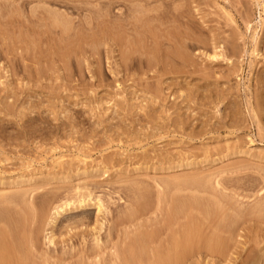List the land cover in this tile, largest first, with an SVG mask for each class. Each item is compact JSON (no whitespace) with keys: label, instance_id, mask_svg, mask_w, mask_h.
<instances>
[{"label":"rangeland","instance_id":"rangeland-1","mask_svg":"<svg viewBox=\"0 0 264 264\" xmlns=\"http://www.w3.org/2000/svg\"><path fill=\"white\" fill-rule=\"evenodd\" d=\"M47 1L0 0V234L25 264H264V0Z\"/></svg>","mask_w":264,"mask_h":264},{"label":"bare ground","instance_id":"bare-ground-1","mask_svg":"<svg viewBox=\"0 0 264 264\" xmlns=\"http://www.w3.org/2000/svg\"><path fill=\"white\" fill-rule=\"evenodd\" d=\"M41 1V0H40ZM44 1V0H43ZM56 1V0H55ZM54 1V2H55ZM60 1V0H59ZM84 1V0H83ZM46 2H49V1H47L46 0ZM57 2V1H56ZM55 2V3H56ZM62 2H64V1H62ZM85 2H86V0H85ZM87 2H88V0H87ZM113 2H116V1H113ZM112 2V3H113ZM118 2H120V1H118ZM61 3V2H60ZM82 3H84V2H82ZM108 3V1L107 2H100V5L102 4H107ZM117 3V2H116ZM58 4V3H57ZM114 5H115V3H113ZM120 4H121V2H120ZM120 4H117V5H120ZM108 5H109V3H108ZM116 5V6H117ZM110 6H112V4H110ZM110 6H108V7H110ZM39 7V6H38ZM44 7V6H43ZM43 7H41V8H37L38 10H40V9H42ZM113 7V6H112ZM139 7H140V5H139ZM44 8H46V7H44ZM43 8V9H44ZM141 8V7H140ZM36 9V8H35ZM34 9V10H35ZM143 9V8H142ZM34 10H32L33 12H35ZM37 10V13H39V11ZM45 10V9H44ZM31 11V13H33ZM45 11H47V9L45 10ZM48 11H50L49 9H48ZM40 12L42 13V11L40 10ZM138 12H139V10H138ZM142 12V14H143V12L144 11H141ZM31 13H30V15H31ZM47 13V12H46ZM49 14H50V17H54L55 15H56V11L54 12V13H52V15H51V13L50 12H48ZM48 13L45 15V13L43 12V14L45 15V16H47L48 15ZM146 13V12H145ZM141 14V13H140ZM141 14V15H142ZM152 14V13H151ZM34 15H36V12L34 13ZM33 14H32V16H34ZM42 15V14H41ZM117 15V14H116ZM144 15V14H143ZM142 15V16H143ZM37 17H38V14L36 15ZM43 16V15H42ZM44 16V17H45ZM57 19H55V18H53V19H55V20H53V19H51V23H52V20H53V22L54 21H57V20H59V22H62V21H60V16H58V13H57ZM55 16V17H56ZM140 16V15H139ZM117 17V16H116ZM146 17V16H145ZM157 17V16H156ZM33 17H30L29 19H32ZM39 18H41L40 16H39ZM39 18H38V20H39ZM46 18V17H45ZM49 18V16L47 17V19ZM119 18V17H118ZM122 18V17H121ZM136 18H138V16H136ZM140 18H141V16H140ZM143 18V17H142ZM141 18V19H142ZM153 18V17H152ZM37 19V18H36ZM120 19V18H119ZM119 19H117L118 20V22H119ZM123 19V18H122ZM133 19V18H132ZM139 19V18H138ZM140 19V20H141ZM116 20V19H115ZM134 20H135V17H134ZM150 20V19H149ZM34 21V20H33ZM32 21V22H33ZM36 22H37V20H35ZM45 21V20H44ZM47 21V20H46ZM117 22V23H118ZM122 22V21H121ZM137 21H135V23H136ZM140 22V21H139ZM138 22V23H139ZM35 23V22H34ZM58 23V22H57ZM115 23V22H114ZM124 23H126V21L124 22ZM23 24H25L26 25V23H23ZM36 24V23H35ZM37 24L38 25H41V24H39L38 22H37ZM54 24H55V22H54ZM132 24H134V21L132 22ZM24 25V26H25ZM37 25V26H38ZM43 25V24H42ZM46 25H47V23H46ZM59 25V24H58ZM23 26V25H22ZM23 26V27H24ZM54 26V25H53ZM60 26L62 27L63 26V23H61L60 24ZM22 27V28H23ZM28 27V26H27ZM30 27V26H29ZM28 27V28H29ZM41 27V26H40ZM40 27H38V28H40ZM47 27H49V26H47ZM57 26H55V28H56ZM65 27V26H64ZM63 27V28H64ZM136 27V26H135ZM13 28H14V26H13ZM25 28V27H24ZM42 28H44L43 26H42ZM41 28V29H42ZM50 28H52V26L50 25ZM58 28V27H57ZM63 28H60L61 29V31H62V29ZM138 28V27H137ZM11 29V28H10ZM14 29H16V27L14 28ZM53 29V28H52ZM12 30V29H11ZM20 30V29H19ZM23 30V29H22ZM57 30V29H56ZM136 30V29H135ZM24 31H25V29L23 30V34H24ZM29 31V30H28ZM33 31V30H32ZM60 31V30H59ZM64 31V30H63ZM138 31V30H137ZM12 32V31H11ZM15 32V31H14ZM22 32V31H21ZM42 32H44L43 30H42ZM60 33H63V32H60ZM134 33H136V32H134ZM20 34V33H19ZM32 34V33H31ZM31 34H29L30 35V37H32L31 36ZM145 34V33H144ZM25 35V34H24ZM33 35V34H32ZM1 36V35H0ZM26 36V35H25ZM24 38H26V37H24ZM0 39L2 40V38L0 37ZM30 39V38H29ZM6 40V39H5ZM27 40H28V37H27ZM32 40V39H31ZM42 40V39H41ZM28 42H31V41H28ZM116 42H117V40H116ZM25 43V42H24ZM32 43V42H31ZM25 45V44H24ZM25 47V46H24ZM123 47V46H122ZM7 48H9V47H7ZM29 48V47H28ZM125 48H126V46H125ZM127 48H128V46H127ZM9 50H11V48L9 49ZM26 50V49H25ZM29 50V49H28ZM3 51H5V50H3ZM131 51V50H130ZM11 52V51H10ZM25 52V51H24ZM23 52V53H24ZM27 52V51H26ZM7 53H8V51H7ZM126 53H128V52H126ZM216 57V56H215ZM134 58V57H133ZM132 60V59H131ZM134 61V60H133ZM2 197H3V195H1ZM1 197V198H2ZM3 200H6V198L4 199V197L2 198ZM12 199V198H11ZM21 199H23L22 197H21ZM2 200V201H3ZM18 200H20V199H18ZM17 200V201H18ZM1 200H0V202H2ZM7 201V200H6ZM10 201V200H9ZM8 201V202H9ZM89 201V200H88ZM11 202V201H10ZM25 202V201H24ZM7 203V202H6ZM5 203V204H6ZM92 202H88V203H86L85 202V200L84 201H80L79 200V202L76 204V206H75V208H80V207H87V206H89L90 207V205H96V208H97V210L99 211L100 210V205H99V203L98 204H94V202H93V204H91ZM11 204V203H10ZM25 204V203H24ZM64 205V206H63ZM63 205H61V207H60V209L58 210V211H56L55 213L56 214H54V215H59V212L60 213H62L64 210L66 211V209L65 208H68L69 206H70V204L69 203H66V204H63ZM3 206V205H2ZM12 206H13V204H12ZM24 206V205H23ZM3 208V207H2ZM9 208H10V206H9ZM24 208V207H23ZM1 209V208H0ZM8 209V208H7ZM17 209V208H16ZM58 209V208H57ZM56 209V210H57ZM3 210V209H2ZM33 211V210H32ZM22 214V213H21ZM32 214V213H31ZM30 216V215H29ZM53 221H54V217H53ZM14 240L12 239V240H9V237H7L6 235H2V234H0V264H25L24 263V260L22 259V257L19 255V253H20V251H19V247L16 245V242H13ZM182 241V240H181ZM186 241V240H185ZM189 241V240H188ZM218 241V240H217ZM187 243H190V242H187ZM187 243H186V245H187ZM210 247H211V245H210ZM168 253V252H167ZM177 258V257H176Z\"/></svg>","mask_w":264,"mask_h":264}]
</instances>
